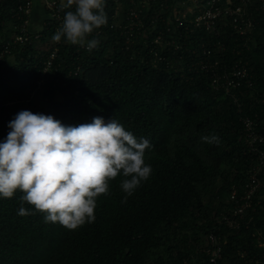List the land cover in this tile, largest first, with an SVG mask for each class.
<instances>
[{"label":"trees","instance_id":"1","mask_svg":"<svg viewBox=\"0 0 264 264\" xmlns=\"http://www.w3.org/2000/svg\"><path fill=\"white\" fill-rule=\"evenodd\" d=\"M25 2H0L5 42L19 33L16 13ZM206 2L197 0L199 10L182 23L175 10L193 0H106L107 24L89 37L99 40L91 52L64 38L54 41L60 24L52 19L36 45L10 43L8 64L0 70V142L21 110L72 126L100 116L150 140L145 161L153 171L126 203L124 177L117 176L110 193L98 198L94 222L76 230L46 223L39 212L18 215L19 191L11 199L0 197V264H182L197 254L216 215L235 204L233 189L243 193L251 166L264 152V142L249 136H264V0L248 5L255 19L248 35L237 32L230 18L219 19L213 31L193 27L190 19ZM134 9L141 16L130 20ZM115 22L121 27H112ZM55 48L53 65L44 72ZM217 60L225 69L246 62L250 80L229 90L214 87L202 62ZM212 133L219 146L201 140ZM261 177L241 228L220 231L227 238L221 264H264V172Z\"/></svg>","mask_w":264,"mask_h":264},{"label":"clouds","instance_id":"2","mask_svg":"<svg viewBox=\"0 0 264 264\" xmlns=\"http://www.w3.org/2000/svg\"><path fill=\"white\" fill-rule=\"evenodd\" d=\"M105 7L106 0H60V10H68L53 40L64 38L91 52L99 40L89 37L107 24ZM8 126L11 131L0 142V197L11 199L21 192L18 215L39 212L46 223L76 230L94 222L97 200L110 193L117 176L124 177L120 188L126 203L153 171L145 161L153 147L150 140L137 138L115 119L106 123L96 116L72 126L52 115L21 110ZM201 140L221 142L215 133Z\"/></svg>","mask_w":264,"mask_h":264},{"label":"built area","instance_id":"3","mask_svg":"<svg viewBox=\"0 0 264 264\" xmlns=\"http://www.w3.org/2000/svg\"><path fill=\"white\" fill-rule=\"evenodd\" d=\"M4 0H0L2 2ZM118 1V0H116ZM238 4H234L232 0H228L227 4L220 5V0H207L203 9L190 19V23L195 28L204 27L207 31L217 30L218 20L224 18H230V23L233 24L242 35H248V33L255 26V19L252 18L249 13V3L251 0H240ZM195 3L194 9L175 10V20L182 22L187 17L188 13H193L199 10V4L197 0H193ZM60 0H45V6L49 12V19L58 21L60 26L62 25L65 10L61 11L59 8ZM34 0H26L25 3L20 4L18 7L17 18L21 22L19 27V33L15 35L12 42L0 39V70L4 69L8 64V55L10 53V43L12 44H25L34 43L36 45L40 40V30H33L31 17L33 12ZM145 6V5H144ZM189 7V6H188ZM187 7V8H188ZM141 11L132 10L128 18L130 20L139 19ZM120 14L119 7L114 9V15ZM227 23L226 25L230 24ZM112 27H121L119 22L111 24ZM134 25L129 27L127 33L133 35ZM98 33L101 32L99 29ZM156 42H160V37L156 39ZM58 48H55L44 68V72H48L53 65V59L56 57ZM205 53L210 55L211 49H206ZM218 60L215 62L203 61L202 67L205 69H211L212 71V84L214 87H224L229 90L231 87H237L242 84V80H250V72L247 63L242 64L235 63L230 69L220 68L218 66ZM220 69V70H218ZM246 124L248 130L252 124V120L247 119ZM251 142H264V136L256 135L254 132L249 133ZM264 172V152H262L249 170L247 181L244 184V191L238 195L236 189H233L230 198L235 201V204L226 211H222L216 215L213 222V228L207 235L204 236L203 242L197 247V254L192 256L191 259H186L182 264H221L220 260L223 257V247L227 242L226 236L220 231L224 226L230 229H240L242 226V220L244 219L247 208L252 204V198L262 185L261 174ZM260 245H264V241L261 240V233H259ZM259 260V259H258ZM258 260H254L255 264H261Z\"/></svg>","mask_w":264,"mask_h":264},{"label":"crops","instance_id":"4","mask_svg":"<svg viewBox=\"0 0 264 264\" xmlns=\"http://www.w3.org/2000/svg\"><path fill=\"white\" fill-rule=\"evenodd\" d=\"M49 19V12L45 6V0H34L33 12L31 17L33 30H40Z\"/></svg>","mask_w":264,"mask_h":264},{"label":"rangeland","instance_id":"5","mask_svg":"<svg viewBox=\"0 0 264 264\" xmlns=\"http://www.w3.org/2000/svg\"><path fill=\"white\" fill-rule=\"evenodd\" d=\"M192 4H193V3H192ZM192 4L187 8L188 11H189L190 9H194V6H193ZM190 11H191V10H190ZM35 93H38V91L35 92ZM37 101L40 102L39 94H38V100H37Z\"/></svg>","mask_w":264,"mask_h":264}]
</instances>
